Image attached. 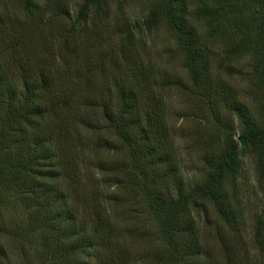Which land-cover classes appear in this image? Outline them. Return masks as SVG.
Wrapping results in <instances>:
<instances>
[{
    "label": "trees",
    "instance_id": "obj_1",
    "mask_svg": "<svg viewBox=\"0 0 264 264\" xmlns=\"http://www.w3.org/2000/svg\"><path fill=\"white\" fill-rule=\"evenodd\" d=\"M129 1L0 0V211L13 198L27 211L38 264H146L124 242L116 186L158 218L161 247L147 264H264V205L250 229L239 178L242 148L264 177V0H135L142 23ZM160 25L212 127L200 184L183 171L164 98L181 79L163 75L138 39ZM243 56L245 85L235 82ZM208 205L216 249L199 221L210 222ZM9 229L0 212V235ZM7 258L0 242V264Z\"/></svg>",
    "mask_w": 264,
    "mask_h": 264
},
{
    "label": "rangeland",
    "instance_id": "obj_2",
    "mask_svg": "<svg viewBox=\"0 0 264 264\" xmlns=\"http://www.w3.org/2000/svg\"><path fill=\"white\" fill-rule=\"evenodd\" d=\"M13 1L15 2V0ZM14 5L16 7L17 4ZM114 6L115 8L118 7L117 1L114 2ZM129 6L127 12L131 19L139 20V23H142L143 6L135 0H130ZM138 39L144 54L161 68L163 75H169L175 80L181 79V85L172 84L170 88H166L164 98L174 114L172 115L174 119L170 123L174 128H177L179 134L177 145L183 171L193 185L200 184L204 179L203 165L200 158L206 148L202 136L212 127L207 120L196 115L199 103L188 90L193 84L189 72L184 66V59L177 39L165 25L149 30L142 28L138 31ZM249 58L250 56H243L239 59L238 65L243 66L245 73L244 76L237 78L235 82L241 85L249 82L248 74L251 72ZM250 102L253 101L250 100ZM240 156L242 161L240 182L244 188L245 197L253 201L250 203L253 211H250L251 215L249 216V227L252 229L254 220L252 213L260 211L262 205H264L260 196V191L264 187L261 188L264 185V177L255 170L253 161L255 155H251L247 149L242 148ZM112 191L121 192L125 196L123 198L125 203L113 205L112 210L116 215L115 218L118 224L121 226L126 246L135 253V257L143 256L146 258L147 263L151 262L152 260L148 255L161 247L158 218L149 212L148 207L139 196L137 197L134 194L129 196L126 190H123V188L118 189L116 186L110 188V192ZM0 212L1 221L11 228L9 230H12V233L8 232L0 235V242L6 247L8 253L5 262L7 264H38L39 237L36 235L30 238L25 237L27 211L13 198L6 205L1 206ZM208 217L210 220L208 223L202 215L199 217V221L206 239L216 249L215 233L217 228H220V222L211 205H208ZM14 229L19 232V235L13 233Z\"/></svg>",
    "mask_w": 264,
    "mask_h": 264
}]
</instances>
